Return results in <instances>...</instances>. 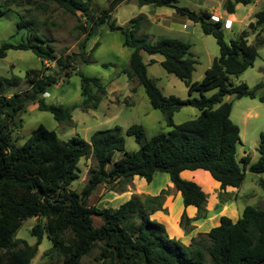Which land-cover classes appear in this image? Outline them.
I'll use <instances>...</instances> for the list:
<instances>
[{"label":"trees","instance_id":"obj_1","mask_svg":"<svg viewBox=\"0 0 264 264\" xmlns=\"http://www.w3.org/2000/svg\"><path fill=\"white\" fill-rule=\"evenodd\" d=\"M10 1L41 9L54 3L67 13L79 12L89 25V28L78 25L86 35L95 34V29L103 24L109 30L120 31L122 45L131 50L128 63L121 72L128 80L143 87L150 105L163 113L170 129L145 138L142 125H129L125 134L132 136L138 145L130 152L125 150V140L118 125L96 130L85 140L79 136L60 139L54 130L39 123L22 144L14 143L8 123H13L29 102L36 103L38 110L50 112L58 122L72 125L69 111L59 104H47L41 94L57 83L55 75L45 73L44 63L54 62L59 69H66L64 76L67 79L78 56L77 53L57 56L50 39L39 32H31L33 20L21 15L16 24L18 30H27L25 39L18 43H2L0 58L5 57L9 49L30 50L40 59L41 67L25 70L28 88L10 94L5 90L18 81L19 76H0V264H30L44 236L51 243L46 251L60 257V264H77L84 255H91L99 264L263 262V207L245 205L241 215L234 220L221 215L217 225L203 235L199 234L198 239L184 244L169 236L163 222L149 217L160 209L161 194L146 196L143 200L133 196L117 207L100 208L87 204L98 184H108L114 189L112 185L129 182L133 176L148 182L156 172H163L179 192L184 207L193 206L202 212L206 193L195 181L182 178L183 170L201 169L217 181L221 189L237 188L244 179L246 167L251 173L264 172V133H260L258 157L254 162H249L247 154L237 159L236 147L241 143L239 128L230 119L232 103L225 99L234 94L264 102V82L249 86L230 81L231 77H238L252 67L258 55V44L247 42L248 32L242 30L235 39L225 41L222 20L211 19L206 11L179 6L178 0H135L139 6L172 8L177 14L198 23L204 34L214 37L218 55L200 80L191 81L196 60L188 42L165 36L151 41L139 35L143 22L147 21L143 14L131 17L125 26L110 19L115 7L126 0H108L106 8L99 14L91 12L89 0ZM253 1L225 0L224 10L232 14L236 4L247 5ZM8 2L3 0L0 4V16L4 13L2 7H8ZM253 17L255 22H249L248 27L264 25V0ZM97 45L96 42L85 56L79 54L82 62L91 61V53ZM141 51L161 55L162 68L184 82L188 95L179 98L163 94L147 76ZM78 74L81 99L74 107L82 111L96 109L107 93L105 86L97 77L80 71ZM132 91H135L134 86ZM184 106L195 107L198 114L175 124L172 115ZM115 152L123 155L114 160ZM82 156L90 157L92 164L87 171L86 184L77 192L69 185L77 177V162ZM259 185L264 189V179L259 180ZM34 216L45 219L42 225L37 223L30 229V235L36 241L29 244L25 239L14 238L21 222ZM93 216L100 218L99 225L93 224ZM94 249L96 251L92 253Z\"/></svg>","mask_w":264,"mask_h":264},{"label":"rangeland","instance_id":"obj_2","mask_svg":"<svg viewBox=\"0 0 264 264\" xmlns=\"http://www.w3.org/2000/svg\"><path fill=\"white\" fill-rule=\"evenodd\" d=\"M224 1L178 0L176 4L197 12L206 11L212 15V19L218 14L222 16L225 41L235 39L242 30L248 32L247 42L258 44V55L252 67H248L238 77H231L230 81L233 84L244 82L249 86L264 82V25L248 27L249 22H255L254 13L261 7L263 0H254L247 5L236 4L232 14L225 12ZM2 2L3 0H0V4ZM107 3L108 0H89L91 12L99 14L106 8ZM8 4V7H2L4 13L0 16V46L4 42L18 43L25 39L27 30L24 28L18 30L16 24L22 15L33 20L31 32H39L50 39L57 56L78 54L75 57L76 63L72 66L71 76L67 79L64 76L66 69H59L54 62L44 63L45 73L55 75L57 83L41 94L47 104L53 103L65 107L71 114L72 125L66 126L58 122L50 112L38 110L36 103L29 102L15 121L8 123L14 143L22 144L39 123L54 130L60 139L79 136L85 140H88L96 130L118 125L125 140V150L130 152L136 150L138 145L132 136L125 134V129L129 125L133 123L142 125L145 138L165 133L170 129L165 123L163 113L150 105L143 87L137 85L135 81L128 80L121 72L128 63L131 50L122 45L123 35L120 31L109 30L108 26L103 24L95 29V34L86 35L78 25L81 24L85 28H89V25L79 12L67 13L54 3L48 4L46 9L24 3L17 5L10 0ZM138 14H143L147 20L143 22L139 35H144L151 41L163 36L173 37L190 44V51L196 60L190 79L200 80L212 59L219 53L214 37L204 34L198 23L177 14L172 8L139 6L135 0H126L117 5L111 12L110 19L113 18L117 25L125 26L131 17ZM227 17L229 24L226 22ZM96 42L98 45L91 53V61L82 62V56L79 54L85 56ZM140 54L147 65V76L163 94H171L179 98L188 95L184 82L162 68L159 62L162 59L161 55H148L144 51ZM40 67V59L30 50H7L5 57L0 58V76L17 75L19 80L13 82L5 93L27 89L25 70ZM79 71L87 76L99 78L105 86L107 93L96 109L82 111L74 107V104L81 99ZM133 86L135 91H132ZM225 99L232 103L230 119L239 128L241 143L236 147V158L239 159L247 154L249 162H254L258 157L257 145L260 133H264V102H260L257 98L238 97L234 94L226 96ZM246 108L250 116L243 120L242 115L246 112ZM197 114L198 110L195 107L184 106L173 113L172 120L178 124L196 117ZM122 155V152H115L113 159H118ZM91 164L90 157H80L77 162V177L69 185L71 189L81 191L87 182V171ZM180 176L195 181L206 193L204 211L198 212L193 206L184 207L179 192L169 181L168 175L163 172H156L148 182L144 178L133 176L129 182H117L112 185L114 189H110L108 184H98L88 197L87 204L100 208L117 207L133 196L143 200L146 196L161 194L160 209L152 212L149 217L163 222L169 236L183 243H189L193 238L198 239L199 234L203 235L212 226L218 224L221 215L234 220L241 215L245 205L264 208V189L259 185V180L264 179V172L251 173L246 167L242 183L237 188L224 189L219 188L218 182L201 169L183 170ZM92 219L94 225L100 224L99 217L93 216ZM44 221L43 217L38 216L26 218L21 222L14 238H22L33 244L36 238L30 235V229L37 223L42 225ZM50 245V241L44 236L30 264H60V257L54 252L46 251ZM95 251L96 249L92 250V253ZM77 264H99V262L94 261L91 255H84ZM259 264H264V261Z\"/></svg>","mask_w":264,"mask_h":264},{"label":"crops","instance_id":"obj_3","mask_svg":"<svg viewBox=\"0 0 264 264\" xmlns=\"http://www.w3.org/2000/svg\"><path fill=\"white\" fill-rule=\"evenodd\" d=\"M262 4V3H261ZM236 6V5H235ZM260 9V8H259ZM259 9H257V10H259ZM211 17H212V15H211ZM222 16H220L219 14H218V16L216 15V16H214L213 18V20H216V19H220V20H222V22H223V20L224 19H222L221 18ZM212 19V18H211ZM228 21H227V24H229V19H228V17L226 18ZM264 44V43H263ZM263 44H261V45H263ZM162 60V59H161ZM160 60V61H161ZM159 61V62H160ZM146 69H147V67H146ZM228 96V95H227ZM252 99H256V98H252ZM243 116V120L246 118V117H248V116H250V113H249V110H248V108H246V112L242 115ZM181 241V240H180ZM182 242V241H181ZM183 243V242H182ZM184 244H189V243H184Z\"/></svg>","mask_w":264,"mask_h":264},{"label":"built area","instance_id":"obj_4","mask_svg":"<svg viewBox=\"0 0 264 264\" xmlns=\"http://www.w3.org/2000/svg\"><path fill=\"white\" fill-rule=\"evenodd\" d=\"M228 20L226 19V22H227ZM45 93V92H44Z\"/></svg>","mask_w":264,"mask_h":264}]
</instances>
